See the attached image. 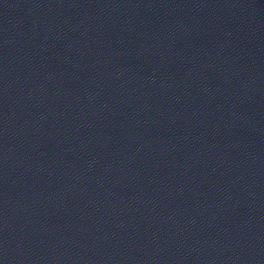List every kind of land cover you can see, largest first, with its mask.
I'll return each mask as SVG.
<instances>
[{"label": "water", "instance_id": "obj_1", "mask_svg": "<svg viewBox=\"0 0 264 264\" xmlns=\"http://www.w3.org/2000/svg\"><path fill=\"white\" fill-rule=\"evenodd\" d=\"M0 264H264V0H0Z\"/></svg>", "mask_w": 264, "mask_h": 264}]
</instances>
